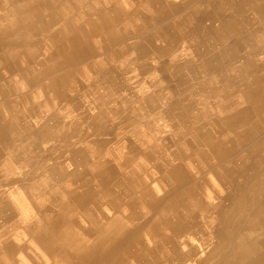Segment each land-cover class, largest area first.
Masks as SVG:
<instances>
[{"label": "bare ground", "instance_id": "obj_1", "mask_svg": "<svg viewBox=\"0 0 264 264\" xmlns=\"http://www.w3.org/2000/svg\"><path fill=\"white\" fill-rule=\"evenodd\" d=\"M14 1L0 0V10ZM158 2L169 14L182 13L175 29L193 57L180 64L165 63L162 69H169L171 77L182 82L183 71L189 72L184 88H176L174 79L165 81L172 83L171 87L159 88L153 80L150 96L140 88L117 94L121 90L114 89L109 76L115 75L113 71L130 70L135 63L90 64V69L98 66L104 70L111 88L105 97L89 99L93 104L105 101L114 107L88 117L87 134L83 125L72 132L65 127L58 129L56 161L59 166L69 162L73 170L45 175L41 181L39 158L21 145L3 142L5 132L0 129V148L4 149L0 172L2 168L6 171L0 173V188H15L0 193V264H76L69 251L76 252L80 264H172L176 256L185 264H264V0H202L201 6H196L201 0H154L150 3L154 19L161 11L156 8ZM89 4L91 11L101 8L96 0ZM193 6L194 11L186 9ZM131 11L130 22L144 18L140 6ZM34 12L40 15L38 9ZM9 16L12 14H0V25ZM100 16L103 26L107 16ZM52 25L44 24L42 32L52 34ZM175 29L172 34L178 33ZM139 33L117 57L132 51L140 59L151 53L152 38ZM171 33L163 35L170 42L163 53L178 45ZM146 69L142 67L143 72ZM76 86L84 87L81 82ZM55 118L67 117L59 113ZM146 125L148 136L155 135L151 144L143 141ZM11 126L6 127L8 131L13 130ZM113 130L125 131L136 144L118 140L120 137L102 139ZM158 132L164 136L160 138ZM4 152L9 155L3 159ZM117 154L121 155L122 171L112 163ZM140 158V164H133ZM23 162L29 170L15 174L18 166L22 171ZM150 165L154 174L146 182L143 178ZM209 174L220 182L218 189L206 180ZM205 185L210 193L204 199ZM214 195L217 200L210 203ZM104 202L133 212L125 221L104 219L97 223L93 215L101 213L98 205ZM140 205L149 212L144 219ZM177 207H185V216H175ZM93 208L94 213L90 212ZM84 214L88 218L79 220ZM57 216L62 221L57 222ZM203 216L208 231L201 225ZM88 224L103 227L115 237L111 253L101 254L99 261L82 255L83 237L92 242ZM15 231L29 236L30 243L12 237ZM196 237L202 239L199 245L194 244Z\"/></svg>", "mask_w": 264, "mask_h": 264}, {"label": "crops", "instance_id": "obj_2", "mask_svg": "<svg viewBox=\"0 0 264 264\" xmlns=\"http://www.w3.org/2000/svg\"><path fill=\"white\" fill-rule=\"evenodd\" d=\"M1 1L5 3L7 0ZM46 1L31 0L26 3L21 0H15L9 6L7 5V8L3 12L0 10V14L2 15L5 13L12 14V17H7L3 24L0 25V79H2V86L0 88V129H3L5 132L3 134L5 141L3 142L7 144L12 143L13 145L16 143V146L21 145L23 148L28 149L37 159L39 158L41 162V166L38 167L40 169V173L38 174L39 181L45 175H51L58 171L73 170V167L69 166V162H62L61 166H59L56 161L59 156L56 154L57 141L55 138L60 127L68 128L67 130L72 132L73 128L76 129L80 125H83V129L86 130L85 133L87 134L89 127L88 119L96 116L105 107H114L108 105L105 101H95V104H93L89 99V95L95 96V98L98 96L105 97L108 95L109 88H111L109 87V83L112 86L114 85V89L118 90L117 87H119L121 91L117 94H126L129 90L135 92L140 88L141 92L143 91L146 95L150 96L153 93L150 88L153 80H157L159 88H164L165 81L170 79H174L176 88H184L183 85H187L186 79L189 77V72L183 71L181 78L184 81L182 82V79H180V82L177 78L175 79L170 76L169 69H162V67L165 63L180 64L186 58L193 57L192 53L187 50L184 41L180 39L182 34L175 29L177 27L175 23L182 18V13L174 12L169 14L165 11L166 8L162 9L158 2L156 8H159L161 11L156 15L158 18L154 19L152 18L154 15L150 11V3L154 0H96L101 8H97L94 11L90 10V0H51V3ZM171 1L173 3L181 2V0H164L165 3H172ZM43 3L49 6L45 5V7H42ZM155 3L152 7H154ZM202 3L201 0V3H197L196 6H201ZM137 6H140L144 18L140 16L141 19L130 22L129 14ZM37 9L40 15H35L34 11ZM186 9L194 11V6ZM100 14L107 16L104 22L105 25L103 26L100 23L102 17ZM57 15L61 17L57 21H52L56 19ZM49 23L53 24L50 29L53 31L52 34L42 32L44 24L49 25ZM134 23H139V25H135ZM140 25L142 26V30L138 31L137 28ZM173 28L178 33L172 34L171 30ZM164 31H166L165 34L167 32L171 33L172 37L178 41V45H175V49L172 52L163 53V49L170 43L169 38L164 37ZM139 32L145 34L147 38H152L151 53L140 57V59L132 51L129 54L125 53L121 58L117 57L116 54L126 49L128 44H132L133 38H136L140 34ZM71 37L73 38L71 39ZM157 50L161 54L157 53ZM73 52L74 54H72ZM1 60L3 63H1ZM101 61L115 64L118 62H134L135 64L128 71H113L115 75L111 74L109 77L113 78L114 83L111 81H108V83L105 80H109L110 78H106L104 70H100L97 65L94 69L88 68L90 64ZM76 62L78 63L74 65ZM40 63L46 64L40 67ZM142 67L147 69L143 72ZM170 67H173V65ZM200 75L197 74V77ZM195 77L196 75L193 78ZM90 78L96 81L90 82ZM176 80L177 82H175ZM79 82L84 87L78 88L76 85ZM65 97L68 98L66 99L68 102H65ZM73 101L75 102L73 103ZM59 113L66 116V120L54 119V115H59ZM10 124L13 130L8 131L6 127ZM148 126L146 125V128H144L147 135H145L143 141L151 144L154 141L155 135L152 136L151 133L150 136L152 137L148 136ZM153 126L151 125V127ZM112 133L102 139L111 141L120 137L118 140H125L126 142L127 140H132L136 144V141L131 139L132 137L125 131L113 130ZM157 135L160 138L164 136L160 132ZM3 150V148H0V153ZM8 155L4 152L3 159ZM64 158L68 159L66 156ZM112 159V163L122 171L120 167L121 155L117 154ZM24 162L21 165L22 171L18 166L15 174L19 175L29 170L26 168V163ZM140 163L141 158L135 160L133 164L138 165ZM46 165L49 166L45 167ZM152 166L150 165L146 168V174L148 175L143 178L146 182H149L150 175L154 174ZM5 172L2 168L0 173L3 175ZM1 189L8 190V187ZM10 190H15V188L12 186ZM98 206L101 208V213L97 215L98 212L96 211V214H92L93 220L97 223L105 220L111 222L117 219L125 221L131 216V212H133L125 207V205L123 209L120 208V205L117 207L106 202ZM138 207L141 210V219H144L143 217L149 214L148 209L144 205ZM93 211L94 208L90 212ZM185 213H187L185 207H177L175 216L182 214L185 216ZM85 217L87 216L84 214L79 220L84 221ZM60 219L57 222L62 221ZM65 221L69 222L66 218ZM143 222L144 220L141 223L143 224ZM89 229L92 232H90L91 237L88 236V238L90 237L89 239H92V242L83 237L85 240H83L81 246L82 255L87 258L91 255L93 260L98 259L99 261L101 254L104 255L108 251L111 253L110 250L115 245V237L113 232H109L103 227L96 229V227L89 225ZM145 229L144 226L142 230L145 231ZM69 254L72 261L81 262L80 259H76V252L69 251ZM116 254L117 252L114 255Z\"/></svg>", "mask_w": 264, "mask_h": 264}, {"label": "rangeland", "instance_id": "obj_3", "mask_svg": "<svg viewBox=\"0 0 264 264\" xmlns=\"http://www.w3.org/2000/svg\"><path fill=\"white\" fill-rule=\"evenodd\" d=\"M200 60H197V61H195V64H198V62H199ZM175 65V64H174ZM122 71H124V70H122ZM171 76V75H170ZM171 87L172 86V83L171 84H166L165 83V87ZM202 91H203V89H202ZM204 94H205V90H204ZM90 97V99H92L94 96H89ZM139 98H141V96H139ZM167 137H170V136H167ZM207 174V173H206ZM207 177V179L206 180H209V181H211V183H212V188H215V189H218L219 188V186H220V182L218 181V180H215L214 179V177H213V174H209V175H207L206 176ZM205 181V180H204ZM224 183H226L225 181H223ZM209 186H207V185H205V186H203V188H204V191H202V196H203V198L205 199V198H207L208 197V194L210 193V190H208L207 188H208ZM9 189L10 188H8V190L7 189H5V190H2L1 188H0V193L1 192H3V193H8V191H9ZM160 193V192H159ZM216 197H215V195L213 196V199H211V202L210 203H215L216 202ZM205 223V224H204ZM208 221H207V218H206V216L204 217H202V220H201V225L204 227L203 229H205L204 231H208V229H209V227H208ZM21 226H23V224L21 223L20 224ZM2 227H3V225H2V222H0V229H2ZM18 231H20V230H18ZM16 232V233H15ZM13 234H12V237H14V238H20V240L22 241V242H24V243H26V244H29L30 243V237L29 236H27V235H23V234H21L20 232H17V231H15ZM19 233V234H18ZM18 240V239H17ZM17 240H16V242H17ZM202 240V239H201ZM201 240L199 239V237H196V241L194 242V244H196V245H199V243L201 242ZM202 249H205V248H202ZM181 251H182V249H181ZM204 254V253H203ZM179 260V258H178V256H176L175 258H173L172 259V261H171V263L172 264H185L184 262H180V261H178ZM166 264H170V263H166Z\"/></svg>", "mask_w": 264, "mask_h": 264}]
</instances>
